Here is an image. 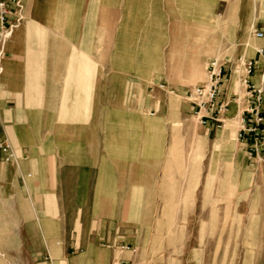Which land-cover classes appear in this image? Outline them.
<instances>
[{"label": "crops", "instance_id": "0c3cea01", "mask_svg": "<svg viewBox=\"0 0 264 264\" xmlns=\"http://www.w3.org/2000/svg\"><path fill=\"white\" fill-rule=\"evenodd\" d=\"M0 1L12 13L5 25L16 24L0 43V143L13 153L5 163L0 152V200L28 198L36 227L52 229L39 246L40 264H113L136 236L122 208L134 205L140 173L153 168L133 94L169 59L173 33L182 30L184 49L193 44L195 61L202 59L203 2ZM256 40L254 51L236 57L238 66L253 64L249 74L239 67L241 105H229L237 90L223 82L214 108L199 111L208 129L240 106L242 128L252 126L248 89L264 72V37Z\"/></svg>", "mask_w": 264, "mask_h": 264}, {"label": "rangeland", "instance_id": "374dc122", "mask_svg": "<svg viewBox=\"0 0 264 264\" xmlns=\"http://www.w3.org/2000/svg\"><path fill=\"white\" fill-rule=\"evenodd\" d=\"M202 2V59L195 61V46L184 49L182 30L176 31L166 50L169 59L153 77L139 79L133 94L153 168L140 173L134 205L122 208L124 218L130 212L126 224L136 236L113 264L121 263V255L128 264H264V159L250 156L252 141L239 137L242 106L210 130L201 123L202 100L190 98L194 87L207 83L208 64L217 60L233 66L221 82L237 90L229 105L234 109L236 99L241 105L242 65L236 57L256 49L253 31L260 22L264 26V5ZM199 43L197 37V54ZM141 155L146 159V151ZM52 233L36 227L28 198L0 200V264H40L39 246Z\"/></svg>", "mask_w": 264, "mask_h": 264}, {"label": "built area", "instance_id": "2783aa9c", "mask_svg": "<svg viewBox=\"0 0 264 264\" xmlns=\"http://www.w3.org/2000/svg\"><path fill=\"white\" fill-rule=\"evenodd\" d=\"M11 14L12 13L6 9L5 4L0 1V43L11 34L12 29L16 26V24L9 26L5 25V17ZM254 37L256 39H262L264 35L262 32H254ZM259 54H261V52H259ZM241 65L246 70L247 74L251 72L253 67L251 61L246 63L242 62ZM207 73V83L203 86L194 87L190 93V98L202 100L197 106L199 111L203 108H214L216 94L222 84L221 80L224 73L223 64L219 63L217 60H211L207 67ZM248 91L250 93L249 97L251 101L246 114L250 116L252 126L243 128L239 137L242 138V136H245V139L242 138V141H252L249 147L250 156L254 154L255 157L261 156L264 159V112L261 109L262 100L264 97V72L261 75L259 86L249 87ZM220 110L221 107L219 108V111ZM201 123L205 124L203 118H201ZM218 123L217 127H219ZM0 152L2 155V160L5 163H8L13 159V153L8 145L0 143ZM118 264L128 263L121 262Z\"/></svg>", "mask_w": 264, "mask_h": 264}]
</instances>
